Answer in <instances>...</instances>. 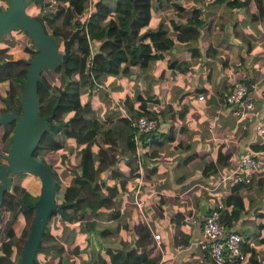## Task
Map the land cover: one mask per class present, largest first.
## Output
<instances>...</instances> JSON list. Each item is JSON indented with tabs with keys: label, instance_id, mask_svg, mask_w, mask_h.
Instances as JSON below:
<instances>
[{
	"label": "crops",
	"instance_id": "obj_1",
	"mask_svg": "<svg viewBox=\"0 0 264 264\" xmlns=\"http://www.w3.org/2000/svg\"><path fill=\"white\" fill-rule=\"evenodd\" d=\"M243 1L240 7L228 8L214 0H153L145 27H162L168 35H178L173 45L143 67L106 74L81 90V101L89 102L93 119L107 131L101 156L94 144L90 146L93 167L106 183L117 185L112 203L97 211L100 219L87 218L95 221V231H101L96 238L105 260L102 264H108L107 250L130 249L136 239L145 242L143 250L152 259L150 264H215L207 249L197 243L203 216L199 211L206 213L215 201L225 209L227 195L242 203L228 228L242 239L245 264H264V241L260 240L264 232V131L254 126L256 122L264 125V11L259 12L257 6L264 10V0ZM194 7L202 24L190 25L194 34L178 33L172 22L183 23ZM232 80L257 82L248 93L254 119L236 120L229 107L221 108L208 92L219 93ZM199 93H204L202 99L197 98ZM138 113L156 119L155 131L143 135L129 126L126 115ZM72 143L68 138L67 144ZM243 152L253 153L256 159L253 179L234 185L224 177ZM109 157L115 174L107 165ZM54 169L62 185L69 183L71 171L67 180L61 167ZM120 174L126 177L122 186L118 185ZM138 176L140 209L131 202L128 189ZM192 208L198 215L189 221L186 216ZM85 213L88 217V210ZM111 213L115 216L108 218ZM79 223L62 218L49 224L61 249L36 253L38 263L56 264L60 258L61 264H67V254L71 264H86L82 258L87 256L89 232L81 230ZM143 231L145 235L140 236ZM154 232L159 234V243Z\"/></svg>",
	"mask_w": 264,
	"mask_h": 264
},
{
	"label": "trees",
	"instance_id": "obj_2",
	"mask_svg": "<svg viewBox=\"0 0 264 264\" xmlns=\"http://www.w3.org/2000/svg\"><path fill=\"white\" fill-rule=\"evenodd\" d=\"M86 1L41 0V7L34 2L36 12L30 15L41 23L46 33L59 42V39L62 41L71 33L70 25L76 28L81 22L78 28L79 32L82 31L83 19L79 21L78 17L83 15ZM151 2L153 3V0H94L92 11L86 20L85 30L89 41L85 33L80 38L73 39L69 46L66 64L60 63L45 71L46 73H57V77L53 78V83L49 82L41 71L42 80L36 84L38 112L41 117L51 115V120L32 153L38 156L42 149L55 151L64 146L66 154L74 153L73 165L68 170L71 171L69 183L62 185L51 166L49 164L48 166L56 181L54 199L56 202L63 201L60 217L70 222H80L79 228L89 232L85 240V245H88L87 256L84 255L85 257L82 258V262L86 264H102L105 260L99 253L101 245L96 238V235L100 236L101 231L94 230L95 221L86 218L85 210H88V217L92 215L99 220L100 216L97 211L102 205L112 203V198L117 192V185L106 183V180L99 177L93 167V154L90 146L94 144L98 154H102L101 143L107 131L100 129L98 121L93 119V110L89 102H82L80 94L84 87L99 82L102 76L128 71L131 66L143 67L150 59L157 57L160 52L173 45L178 35L170 36L162 27L155 29L145 27L150 16ZM214 2H223L228 8L240 7L244 4L243 0H214ZM257 6L258 11L263 13V8ZM175 7L182 9L179 5ZM198 13V8H192L191 16L183 23L172 22L173 28L178 33L183 30L194 34L195 29L190 25L199 26L203 22L197 17ZM142 27L145 28L142 30ZM14 29L20 28L15 27ZM24 33L33 47L31 49L26 45L23 46L29 51L30 57L36 50L31 37L26 32ZM89 45H92L91 49ZM93 45L96 46L93 47ZM26 68L27 63L24 58L12 55L11 50L5 46L0 47V82H6L5 96L12 105L16 103L19 106L20 104L21 86ZM68 138L73 139L72 144H67ZM131 149L133 150L132 145ZM40 159L44 162L42 158ZM106 162L110 168L112 163L110 157ZM110 171L114 172L113 169ZM120 176L118 185L122 186L126 177H122V174ZM37 196L38 193L32 194L23 187L17 193L11 191L4 193L0 202V222L4 211L11 213L5 228L0 227V232H3L5 236L3 240H0V264H13L19 260L29 226L16 233L12 224L17 220L20 212L33 213V209L23 203H32ZM224 202L226 208L220 211L219 217L220 221L228 227L230 221L238 217L242 203L239 198L236 202L232 195H227ZM231 203L232 207L227 209ZM55 213L56 211L52 209L47 217L36 253L43 250L61 249L54 240L48 224L51 214ZM114 216L111 213L108 218ZM145 233L146 231L141 232L140 236ZM260 240L264 241V232ZM144 246L145 242L136 239L130 249L119 248L114 251L106 249L109 255L108 264H150L152 259L146 258ZM14 253L17 254L15 262L12 260ZM36 253L32 264H39ZM60 262L59 258L56 264H61Z\"/></svg>",
	"mask_w": 264,
	"mask_h": 264
},
{
	"label": "water",
	"instance_id": "obj_3",
	"mask_svg": "<svg viewBox=\"0 0 264 264\" xmlns=\"http://www.w3.org/2000/svg\"><path fill=\"white\" fill-rule=\"evenodd\" d=\"M41 7V0H33ZM31 0H7L5 8L0 9V35L9 34L15 27H19L32 39L36 52L29 58L26 73L21 86L20 112L11 109L0 112V124L15 119L13 131L6 153L1 154L4 162L0 163V202L3 193L10 188L8 172H25L35 175L40 182L38 196L32 203H23L33 209V216L21 250L19 260L13 264H32L39 244V239L52 209L62 215L63 201L54 199L55 179L48 165L33 156L32 151L39 142L42 133L51 120V115L41 117L37 109L36 84L41 81V71L53 68L58 64H66L69 46L73 39L82 36L79 28H74L67 38L59 43L46 33L41 23L28 14L24 7ZM8 106L10 102L6 98ZM200 209L199 214L204 215Z\"/></svg>",
	"mask_w": 264,
	"mask_h": 264
},
{
	"label": "built area",
	"instance_id": "obj_4",
	"mask_svg": "<svg viewBox=\"0 0 264 264\" xmlns=\"http://www.w3.org/2000/svg\"><path fill=\"white\" fill-rule=\"evenodd\" d=\"M94 0H87L83 9V29L81 33H85L88 41L89 37L86 33V20L89 17ZM90 43V42H89ZM89 47H91L89 45ZM257 82L245 83L238 80H232L227 89L221 90L219 93L208 91L217 100L221 108L229 107L232 115L236 120L254 119L253 100L248 93L256 87ZM204 93L197 95L198 99L203 98ZM129 126L136 132L143 135H149L156 129V119L150 115H126ZM215 119V116H213ZM255 129L264 131V125L259 122L255 123ZM256 167V159L253 153L243 152L239 155L236 167L224 178L231 183L249 184L252 182V172ZM141 177L138 176L128 185L131 191V202L140 209L142 201L138 197ZM225 205L220 201L213 202L206 213L202 216L200 222L201 237L197 243L206 248L208 254L215 264H245L247 260L246 252L241 248V237L235 230H232L220 221V211ZM198 213L196 209H191V214L186 216L189 221H194ZM56 220L62 219L59 213H55ZM156 242L159 243V234L152 233Z\"/></svg>",
	"mask_w": 264,
	"mask_h": 264
},
{
	"label": "rangeland",
	"instance_id": "obj_5",
	"mask_svg": "<svg viewBox=\"0 0 264 264\" xmlns=\"http://www.w3.org/2000/svg\"><path fill=\"white\" fill-rule=\"evenodd\" d=\"M7 5V0H0V9L5 8ZM26 12L27 13H35L36 12V5L34 3V1H31L27 6H26ZM79 21H82L83 19V15L78 17ZM81 22L78 23V25L80 26ZM76 26V25H75ZM78 26V27H79ZM70 28L73 30L74 26L70 25ZM0 47H7V49L11 50L12 55H17L18 57H22V58H28L29 57V51H27L26 48H23L24 45H26V47H30L31 49H33V47L31 46V43L29 42V38L27 37V35L21 30V29H12L11 32L9 34H5L0 36ZM59 50H61L62 48V41L61 39H59ZM92 47V45H90ZM90 47V49H91ZM43 76L51 83H53V78L55 79L57 77V73L55 72H50V73H46L45 71H43ZM7 84L6 82H2L0 83V105L4 106V102L2 100L3 96L5 95V90H6ZM88 89V88H86ZM100 105V104H98ZM70 142V141H69ZM96 149V147H95ZM62 155H65L64 157H62ZM40 157L44 160V162H48V164H50L51 168L53 169V171L56 173L55 169L56 167H61L62 170V175L65 177V179H69L70 175L67 174V171L71 169L72 165H73V154L71 153H67L66 154V150L62 149H58L56 151H48L46 149H42L41 153H40ZM45 162V163H46ZM56 163V164H55ZM72 163V164H71ZM46 163V165H48ZM97 167V166H96ZM97 170L99 169L98 167L96 168ZM59 174V172H57ZM62 177V176H61ZM10 180H11V186H10V191L13 193H17L20 191L21 187L23 188H27L29 189V191L32 194H36L39 192V186H40V182L39 179L32 174H28L25 172L22 173H11L10 174ZM5 213L1 214V224L0 227L3 224V228H5V225H7V219L10 216V213H7L8 211H4ZM33 213L31 212H20L17 216V220L18 223L15 224L16 226H14V229L16 231V233H18L20 230H22L25 227H28L31 223V219H32ZM86 218H89L86 216ZM58 220H56V216L55 214H51L49 220H48V224H52L54 225L55 223H57ZM100 223V222H98ZM51 226V225H50ZM55 235V233L52 234V236ZM0 236H3V232H0ZM2 240V239H0ZM66 253H68V250L65 249ZM16 255L14 253V255L12 256V260L15 262L16 261ZM68 257L67 254H65V260L67 264H71L70 261L66 258Z\"/></svg>",
	"mask_w": 264,
	"mask_h": 264
},
{
	"label": "flooded vegetation",
	"instance_id": "obj_6",
	"mask_svg": "<svg viewBox=\"0 0 264 264\" xmlns=\"http://www.w3.org/2000/svg\"><path fill=\"white\" fill-rule=\"evenodd\" d=\"M46 71V70H45ZM41 80H42V78H41ZM7 88V87H6ZM5 94H6V92H5ZM20 95H21V93H20ZM6 98H8L7 96H3V98H2V100H3V102H4V106H2V105H0V112H3V111H9V110H11V109H14V110H16V112H20V110H21V104H19V106H17V104L16 103H14V105H12V103L10 102V100H9V102H10V106H8V104H7V100H6ZM19 102H20V100H19ZM15 119H11V120H9V121H6L4 124H0V163L1 162H4V159L1 157V154H4V153H6V151H7V148H8V146H9V142H10V138H11V133H12V131H13V128H14V124H15ZM33 152V151H32ZM41 153V152H40ZM40 153H38V156L40 157ZM33 154V153H32ZM33 156H35L36 158H38L39 160H41L38 156H36V155H33ZM42 161V160H41ZM43 162V161H42ZM46 164V163H45ZM20 173H22V172H20ZM10 174H11V172H8V176L10 177ZM15 174V173H14ZM10 186H11V180H10ZM7 191H10V189L9 190H7ZM6 192V191H5ZM4 192V193H5ZM4 193H3V195H4Z\"/></svg>",
	"mask_w": 264,
	"mask_h": 264
}]
</instances>
